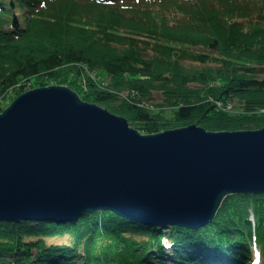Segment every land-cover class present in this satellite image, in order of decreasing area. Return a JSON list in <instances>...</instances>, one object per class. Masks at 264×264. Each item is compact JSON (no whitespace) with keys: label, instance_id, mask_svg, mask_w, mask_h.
Returning <instances> with one entry per match:
<instances>
[{"label":"trees","instance_id":"obj_1","mask_svg":"<svg viewBox=\"0 0 264 264\" xmlns=\"http://www.w3.org/2000/svg\"><path fill=\"white\" fill-rule=\"evenodd\" d=\"M257 68L264 0H0V113L25 86L58 85L143 134L192 124L259 129ZM86 69L102 71L105 86L90 78L79 85ZM61 237L70 242H48ZM254 244L264 254V195H228L199 230L109 211L64 223L0 222V264H247Z\"/></svg>","mask_w":264,"mask_h":264},{"label":"water","instance_id":"obj_2","mask_svg":"<svg viewBox=\"0 0 264 264\" xmlns=\"http://www.w3.org/2000/svg\"><path fill=\"white\" fill-rule=\"evenodd\" d=\"M233 194L264 195V127L143 134L58 85L29 89L0 113V222L109 211L199 230Z\"/></svg>","mask_w":264,"mask_h":264},{"label":"rangeland","instance_id":"obj_3","mask_svg":"<svg viewBox=\"0 0 264 264\" xmlns=\"http://www.w3.org/2000/svg\"><path fill=\"white\" fill-rule=\"evenodd\" d=\"M14 9V8H13ZM19 14L20 13H15V17L18 19V25H20V17H19ZM14 19V18H13ZM6 28H9V26H5ZM146 52V51H145ZM147 52H150V51H147ZM188 64V62L186 63ZM87 73L85 72L84 74V77L81 79V82H79V85H81L82 87H85L86 86V82H87V79H91L92 81H94L95 83L99 84V86L103 87L105 86V83L107 82V79L106 77L104 76V73L102 71H95V70H89V69H86ZM258 76L261 77V78H264V68H257L256 69ZM25 88L27 89V91L30 89L29 85L28 86H25ZM119 94L122 96V97H125L127 94L125 93H121L119 92L118 93V96ZM120 97V96H119ZM153 99L155 101H159L160 99H162V97L159 95V94H153ZM10 102H13V101H10ZM142 103V101H141ZM11 104V103H10ZM104 108V107H103ZM233 107L231 106V109ZM113 113V112H112ZM259 114H264V110H259L258 111ZM115 114V113H114ZM117 115V114H116ZM243 129H253V127H249V128H243ZM242 130V129H241ZM253 217V216H252ZM48 242L49 243H53V244H64V243H69L70 242V239L67 238V237H61V238H51V239H48Z\"/></svg>","mask_w":264,"mask_h":264},{"label":"built area","instance_id":"obj_4","mask_svg":"<svg viewBox=\"0 0 264 264\" xmlns=\"http://www.w3.org/2000/svg\"><path fill=\"white\" fill-rule=\"evenodd\" d=\"M217 108H219L220 110H223V111H230L231 110V106L230 104H225L223 103V101H214ZM141 105L143 106V103H141ZM261 110V109H260Z\"/></svg>","mask_w":264,"mask_h":264}]
</instances>
